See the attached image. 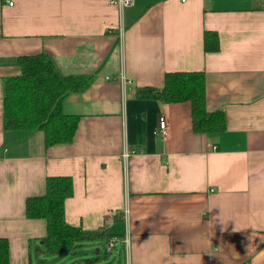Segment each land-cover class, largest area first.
Returning a JSON list of instances; mask_svg holds the SVG:
<instances>
[{
    "label": "crops",
    "instance_id": "1",
    "mask_svg": "<svg viewBox=\"0 0 264 264\" xmlns=\"http://www.w3.org/2000/svg\"><path fill=\"white\" fill-rule=\"evenodd\" d=\"M204 31L218 50L204 51ZM38 52L61 74L93 76L61 102L78 116L72 140L48 147L42 131L3 128V80L20 73L16 57ZM174 71L205 73L206 110L224 112L222 131L195 132L188 101L137 95ZM47 176L70 178L64 221L94 235L81 244L116 236L121 264H264V0H0L8 264L59 263L45 258V219L24 209Z\"/></svg>",
    "mask_w": 264,
    "mask_h": 264
},
{
    "label": "trees",
    "instance_id": "2",
    "mask_svg": "<svg viewBox=\"0 0 264 264\" xmlns=\"http://www.w3.org/2000/svg\"><path fill=\"white\" fill-rule=\"evenodd\" d=\"M219 48L215 32L204 31V51ZM20 73L3 80V128L5 131H42L44 147L70 142L78 116L61 108L64 96L86 88L91 74L64 75L45 52L15 58ZM139 97H152L163 102L188 101L191 106L192 129L200 133H218L225 128L222 110H206V77L203 71L166 72L160 88L145 86L136 91ZM68 176H47L45 192L25 200L26 217H42L46 221L44 243L55 253L69 250L94 235L80 227L68 225L63 218V201L71 194ZM79 244V245H80ZM0 264H8V244L0 238Z\"/></svg>",
    "mask_w": 264,
    "mask_h": 264
},
{
    "label": "rangeland",
    "instance_id": "3",
    "mask_svg": "<svg viewBox=\"0 0 264 264\" xmlns=\"http://www.w3.org/2000/svg\"><path fill=\"white\" fill-rule=\"evenodd\" d=\"M121 244L118 241L111 251H106L104 241L94 239L92 241H86L68 251L52 254L45 253V258L48 261L56 258L59 262L57 264H97L96 262L94 263L95 258L104 260V264H121L123 263V259L117 254L118 250L122 248ZM97 248L99 251H97Z\"/></svg>",
    "mask_w": 264,
    "mask_h": 264
},
{
    "label": "built area",
    "instance_id": "4",
    "mask_svg": "<svg viewBox=\"0 0 264 264\" xmlns=\"http://www.w3.org/2000/svg\"><path fill=\"white\" fill-rule=\"evenodd\" d=\"M113 2H115L116 4H118L119 6H130L133 4L134 0H112ZM8 4H13V0H7ZM159 131L161 132V134H165L166 132V127H167V123L166 120L163 116H160L159 118ZM128 155V153L126 151H124L121 156L123 158H125ZM127 238L123 239V242H127ZM119 241L118 237L116 236H111L110 238L107 239L106 243H105V250L106 251H111L112 248L116 245V243Z\"/></svg>",
    "mask_w": 264,
    "mask_h": 264
}]
</instances>
